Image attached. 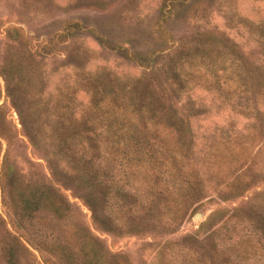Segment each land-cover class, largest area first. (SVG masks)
I'll return each instance as SVG.
<instances>
[{
	"label": "trees",
	"instance_id": "trees-1",
	"mask_svg": "<svg viewBox=\"0 0 264 264\" xmlns=\"http://www.w3.org/2000/svg\"><path fill=\"white\" fill-rule=\"evenodd\" d=\"M172 1L182 3L179 0H169V3ZM219 2L227 8V14L223 12L222 17L229 29L244 39L243 43H252L257 52L262 53L258 63L251 60L250 52H242L239 43L227 33L201 30L192 25L187 37L179 39L163 56H157V50L144 57L136 55L145 67L138 77L80 69L71 84H62L55 94L46 97L37 88L43 79L38 71L39 64L31 61V54L16 53L12 46L7 47L0 66L3 83L0 207L5 211L0 212V264H18L21 254L30 257L23 222L31 219L39 208L45 209L51 219L60 217L59 202L48 196V191L61 185V178L70 182L78 192L77 197L94 213L99 202H107L110 188L116 190L115 199L118 201V191L125 185L113 163L116 167L123 163L137 167L147 186H151L149 181L153 178L160 181L164 173L159 169L153 175V167L156 164L162 168L166 166L170 187L179 190L188 202L195 201L200 191L201 167L210 168L221 158L231 156L235 145L247 147L256 140L251 155L252 167L264 144V24L253 26L252 21L237 15L235 0ZM171 6L161 12L163 19L170 17ZM155 31L158 39L167 37L160 27ZM156 57L161 60L158 66L153 59ZM185 64L187 69L184 70ZM230 85L233 86L232 92L224 93L222 99L213 96L218 99L214 107L216 110L225 107L228 112L241 116L248 121L247 126L251 121L250 129L239 134L232 130L233 122H228L227 128L223 130L221 127L218 134L212 132L203 137L200 147L195 149L190 122L207 118L212 107L197 104L189 91L198 86L214 94L221 89L220 86L228 90ZM78 92L83 94L82 99L77 97ZM6 102L14 109L18 127L10 118ZM157 127L169 131L171 142L168 148H163L164 141L150 133V129ZM25 143L42 155L45 165L40 183L19 176L13 165L21 157L19 149ZM156 151L162 154L157 162ZM26 164L30 162L26 161ZM60 164L68 172L63 171ZM163 183H166L165 178ZM241 185V178L236 174L224 185L227 195L241 189ZM262 201L264 203V199ZM151 202L148 200L147 205ZM219 213L220 210H216L204 224ZM249 213L255 212L249 209ZM101 214L105 215L104 212ZM235 216L234 213L227 216L206 237L215 247L217 242L214 239L221 235L222 249H214L209 262L195 258L194 264H214V260L218 261L217 264H264V218L253 220L247 217L229 222ZM74 238L63 244L53 242V257L69 264L67 258L71 252L67 250V244ZM94 242L97 244V240ZM96 244L86 264H106ZM41 262L55 264L42 257Z\"/></svg>",
	"mask_w": 264,
	"mask_h": 264
},
{
	"label": "rangeland",
	"instance_id": "rangeland-1",
	"mask_svg": "<svg viewBox=\"0 0 264 264\" xmlns=\"http://www.w3.org/2000/svg\"><path fill=\"white\" fill-rule=\"evenodd\" d=\"M179 1L182 3L172 1L171 4L169 0H0V66L9 46L16 53L31 54V61L39 64L38 71L43 77L37 88L47 97L55 94L62 84H71L80 69L138 77L145 67L136 55L144 57L157 50V56H163L179 39L187 37L192 25L201 30L227 33L239 43L242 52L251 53L252 61H260L262 53L257 52V47L249 42L243 43L245 40L229 29L222 17L227 8L220 2L218 4L219 0H210L211 4L208 0ZM170 5V17L163 19L161 12H166ZM234 7L236 14L252 21L253 26L264 24V0H235ZM158 27L167 37L158 39L155 31ZM153 59L158 66L161 60L158 57ZM220 88L214 94L198 86L189 91L197 104L212 107L207 118L190 122L195 149L200 147L203 137L212 132L218 134L221 127L223 130L227 128L228 122H233L232 130L239 134L250 129L251 121L247 126V120L228 112L225 107L215 109L217 100L233 90L231 85L228 90L223 86ZM2 90L0 78V103ZM77 97L82 99L83 94L78 92ZM6 107L18 127L14 109L7 102ZM150 133L164 141L163 148H168L171 142L168 130L157 127L150 129ZM255 146L256 140L247 147L235 145L231 156L221 158L210 168L201 167V187L193 202L185 201L179 190L170 187L168 169L160 164L151 171L155 175L159 169L164 170L160 181L153 178L149 181L151 186H147L137 167L131 163L116 167L113 163L125 185L118 191V201L115 199L116 190L110 188L107 202H99L94 213L77 197L78 192L70 182L61 178V185L48 191V196L59 202L60 217L51 219L45 209L39 208L31 219L23 222L28 242L26 247L31 255H19L18 264H42L41 257L55 264H64L61 259L53 257L51 248L53 242L63 244L71 237L75 238L67 244V250L71 252L67 258L69 264H86L92 257L94 240H97L101 259H105L106 264H194L195 258L209 262L214 249L220 250L223 245L219 233L220 236L214 239L217 242L215 247L206 237L223 219L233 213L237 216L231 217L229 222L247 217L253 220L264 218V144L251 167ZM19 152L21 157L13 163L19 176L40 183L45 165L41 153L26 143ZM154 157L155 162L160 160L161 151H156ZM63 171L68 172L66 167ZM236 174L241 178V189L227 195L224 185ZM150 199L152 202L148 206ZM249 209L255 213L250 214ZM216 210L220 213L205 225L204 222ZM0 212L5 211L0 207ZM220 232L223 234V229ZM217 263L214 260V264Z\"/></svg>",
	"mask_w": 264,
	"mask_h": 264
}]
</instances>
